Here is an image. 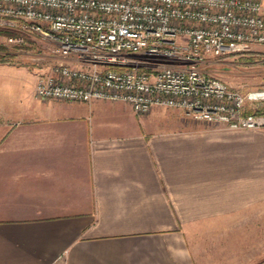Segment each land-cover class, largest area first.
Here are the masks:
<instances>
[{
    "label": "crops",
    "instance_id": "crops-1",
    "mask_svg": "<svg viewBox=\"0 0 264 264\" xmlns=\"http://www.w3.org/2000/svg\"><path fill=\"white\" fill-rule=\"evenodd\" d=\"M0 65V264H264L249 132L40 98L38 73Z\"/></svg>",
    "mask_w": 264,
    "mask_h": 264
},
{
    "label": "built area",
    "instance_id": "built-area-1",
    "mask_svg": "<svg viewBox=\"0 0 264 264\" xmlns=\"http://www.w3.org/2000/svg\"><path fill=\"white\" fill-rule=\"evenodd\" d=\"M39 35L61 61L38 72L40 98L180 109L222 129L264 128L243 92L207 73L212 56L264 45L261 0H0V27ZM24 44L25 37H9Z\"/></svg>",
    "mask_w": 264,
    "mask_h": 264
},
{
    "label": "rangeland",
    "instance_id": "rangeland-1",
    "mask_svg": "<svg viewBox=\"0 0 264 264\" xmlns=\"http://www.w3.org/2000/svg\"><path fill=\"white\" fill-rule=\"evenodd\" d=\"M24 36L25 43L10 42L9 37ZM53 45L35 34L7 36L0 34V64L26 67L36 73L61 61L53 51ZM11 68L0 65V68ZM212 76L218 77L243 92L264 91V45H255L251 50L212 56L202 66ZM264 109V99L247 105L248 111ZM230 130V129H226ZM252 135L255 149L264 150V128L241 129Z\"/></svg>",
    "mask_w": 264,
    "mask_h": 264
},
{
    "label": "trees",
    "instance_id": "trees-1",
    "mask_svg": "<svg viewBox=\"0 0 264 264\" xmlns=\"http://www.w3.org/2000/svg\"><path fill=\"white\" fill-rule=\"evenodd\" d=\"M0 34H5L7 36H11V35H19L21 34V32L13 27H0ZM255 114H260V113H264V109L260 108L258 110H254V111H249Z\"/></svg>",
    "mask_w": 264,
    "mask_h": 264
}]
</instances>
